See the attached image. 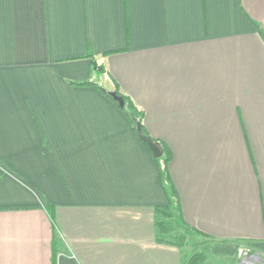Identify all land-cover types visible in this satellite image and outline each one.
Segmentation results:
<instances>
[{
    "label": "crops",
    "instance_id": "0c3cea01",
    "mask_svg": "<svg viewBox=\"0 0 264 264\" xmlns=\"http://www.w3.org/2000/svg\"><path fill=\"white\" fill-rule=\"evenodd\" d=\"M116 89L182 221L264 264V0H0V264H185Z\"/></svg>",
    "mask_w": 264,
    "mask_h": 264
},
{
    "label": "trees",
    "instance_id": "16d2710c",
    "mask_svg": "<svg viewBox=\"0 0 264 264\" xmlns=\"http://www.w3.org/2000/svg\"><path fill=\"white\" fill-rule=\"evenodd\" d=\"M256 26V24H255ZM87 56H91L90 52L87 53ZM93 68L95 69H100L101 66L98 65L96 62H93ZM79 85H91L92 81H83L78 83ZM116 94L121 96L123 99V106H119L118 102L112 97L110 96L115 102L116 104L119 106V109L127 116V118L130 120V122L133 124L134 130L136 132L135 129V125H136V121L140 122L142 130L145 134H147V132L144 130L143 125L141 123L142 118H143V112L138 110L137 107L134 105V103L132 102V100L123 95L122 93L118 92V90L116 89ZM148 135V134H147ZM154 141L158 142L161 145L162 148V155L159 158H154L153 157V161L157 167V171H158V175H159V182L161 184V187L163 188V190L165 191L166 195H167V204L161 207H158L157 210L161 211L158 212L161 219L156 221V226L157 229L159 231L160 235H164L167 233V229L168 231H170L171 229H173V227H171L170 229L168 228L169 223L165 222L163 220V218H172L174 216V214L176 213H180V205H179V197L177 195L176 189L173 185V182L169 176V172H168V163L171 160L172 157V152L171 149L162 141H160L159 139H154ZM144 146L148 149V151L150 152L148 146L141 141ZM173 224V223H172ZM161 238V237H160ZM179 238V236H178ZM173 240V239H172ZM160 241L163 242H167V243H173L177 246L180 247V242H175L170 241L168 239H163L161 238ZM199 257L196 256L195 258H190L186 264H198L199 261Z\"/></svg>",
    "mask_w": 264,
    "mask_h": 264
},
{
    "label": "rangeland",
    "instance_id": "374dc122",
    "mask_svg": "<svg viewBox=\"0 0 264 264\" xmlns=\"http://www.w3.org/2000/svg\"><path fill=\"white\" fill-rule=\"evenodd\" d=\"M163 220L169 223V229L171 227L173 229L170 231L167 229L166 234H159V236L163 239L181 243L180 247L186 256L185 264L190 258H195L196 256L200 258L198 264H238L235 252L233 256L222 252L225 245L194 231L182 221L180 213L174 214L172 218H163ZM259 261L258 257L254 264H259Z\"/></svg>",
    "mask_w": 264,
    "mask_h": 264
},
{
    "label": "water",
    "instance_id": "95a60500",
    "mask_svg": "<svg viewBox=\"0 0 264 264\" xmlns=\"http://www.w3.org/2000/svg\"><path fill=\"white\" fill-rule=\"evenodd\" d=\"M107 94L112 96L118 102L119 106H123L122 97L117 95L115 91H108ZM135 129L137 137L148 146L152 157L159 158L163 153L161 145L158 142L154 141L152 137L143 132L140 122L136 121ZM238 264L246 263L239 262Z\"/></svg>",
    "mask_w": 264,
    "mask_h": 264
},
{
    "label": "built area",
    "instance_id": "2783aa9c",
    "mask_svg": "<svg viewBox=\"0 0 264 264\" xmlns=\"http://www.w3.org/2000/svg\"><path fill=\"white\" fill-rule=\"evenodd\" d=\"M235 257L239 262L246 264H254L258 258V256L253 253L251 247L248 245L238 246L235 250Z\"/></svg>",
    "mask_w": 264,
    "mask_h": 264
}]
</instances>
